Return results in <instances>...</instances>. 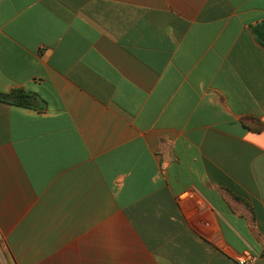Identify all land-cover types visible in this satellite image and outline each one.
Returning a JSON list of instances; mask_svg holds the SVG:
<instances>
[{
	"label": "crops",
	"instance_id": "0c3cea01",
	"mask_svg": "<svg viewBox=\"0 0 264 264\" xmlns=\"http://www.w3.org/2000/svg\"><path fill=\"white\" fill-rule=\"evenodd\" d=\"M264 0H0V264H264Z\"/></svg>",
	"mask_w": 264,
	"mask_h": 264
},
{
	"label": "trees",
	"instance_id": "16d2710c",
	"mask_svg": "<svg viewBox=\"0 0 264 264\" xmlns=\"http://www.w3.org/2000/svg\"><path fill=\"white\" fill-rule=\"evenodd\" d=\"M255 33L258 35L260 41L264 43V24L256 27ZM0 100L18 107L31 108L33 107L34 97L23 90H14L9 95H1Z\"/></svg>",
	"mask_w": 264,
	"mask_h": 264
},
{
	"label": "built area",
	"instance_id": "2783aa9c",
	"mask_svg": "<svg viewBox=\"0 0 264 264\" xmlns=\"http://www.w3.org/2000/svg\"><path fill=\"white\" fill-rule=\"evenodd\" d=\"M256 261L257 258L250 253H245L244 255H242L237 259L238 264H255Z\"/></svg>",
	"mask_w": 264,
	"mask_h": 264
}]
</instances>
